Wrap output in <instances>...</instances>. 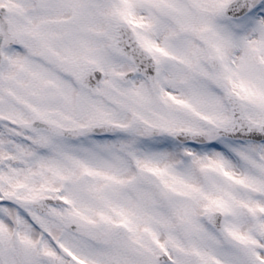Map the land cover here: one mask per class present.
<instances>
[{"label":"snow or ice","instance_id":"6c2138e0","mask_svg":"<svg viewBox=\"0 0 264 264\" xmlns=\"http://www.w3.org/2000/svg\"><path fill=\"white\" fill-rule=\"evenodd\" d=\"M0 264H264V0H0Z\"/></svg>","mask_w":264,"mask_h":264}]
</instances>
